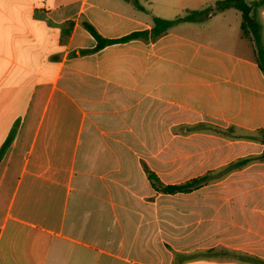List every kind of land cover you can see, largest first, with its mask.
I'll use <instances>...</instances> for the list:
<instances>
[{"label":"crops","instance_id":"obj_1","mask_svg":"<svg viewBox=\"0 0 264 264\" xmlns=\"http://www.w3.org/2000/svg\"><path fill=\"white\" fill-rule=\"evenodd\" d=\"M135 1L144 10L133 0H0V264H246L225 261L224 246L264 258V198L193 195L213 182L161 194L144 172L180 184L260 152L246 138L264 128L252 43L228 9L86 52L96 42L83 21L115 39L216 0ZM257 16L264 41V6ZM25 18L61 43L22 87L14 49L25 42L13 30ZM254 165L264 181L263 162L218 182ZM170 166L181 180L162 179ZM226 203L236 204L235 245Z\"/></svg>","mask_w":264,"mask_h":264},{"label":"trees","instance_id":"obj_2","mask_svg":"<svg viewBox=\"0 0 264 264\" xmlns=\"http://www.w3.org/2000/svg\"><path fill=\"white\" fill-rule=\"evenodd\" d=\"M133 3L137 8L144 10V8L137 4L135 0H133ZM263 6L264 0H253L250 3H247L246 0H216L212 5H209L201 10L186 11L183 15L177 16L173 19H163L154 16L152 18V27L150 30L134 31L125 36L115 39L102 37L91 24L85 21H83L81 24L90 33V35L96 42L93 49L86 51L93 52L111 44L128 42L130 40L138 38L154 40L166 33L171 27L178 23L201 21L208 18L212 14L223 12L228 9H234L240 14L241 35L244 38H247L252 43L254 60L258 68L264 75L263 31L262 23L257 16V10ZM213 128L215 132L232 137L230 135V133L232 132L231 129H228L227 131H221L216 127ZM246 138L264 144V128L259 129L255 133L246 136ZM255 161H264V151L259 155H249L238 158L217 170L207 172L201 176L191 178L180 184L173 185L162 183L157 175L154 172L150 171L147 167H144V172L151 187L156 192L161 194L173 195L179 193H189L204 186L205 184L219 181L227 174L242 169ZM213 253L214 252L212 250H208L205 253L198 254L197 256H209V254ZM224 254L230 257H234L235 259H238L239 261L246 264H259L260 262H262L257 257L247 254H239L234 251H227L226 253L224 252Z\"/></svg>","mask_w":264,"mask_h":264},{"label":"rangeland","instance_id":"obj_3","mask_svg":"<svg viewBox=\"0 0 264 264\" xmlns=\"http://www.w3.org/2000/svg\"><path fill=\"white\" fill-rule=\"evenodd\" d=\"M227 18L231 22H237V29L239 33V21H240V14L238 11L234 9L228 10L226 14ZM6 16L9 18L8 13H6ZM11 16V14H10ZM25 15L23 14V17ZM30 19L25 18L24 20H20L21 28H16V31L20 32L22 36V41L25 42V44H22L21 47L19 44L15 45L14 51L16 52V66L21 68L23 71L21 74V80L23 87L30 78H32V70L34 64L40 63L43 59L48 58V51L51 49L53 51H56L59 49V45L61 43V39L57 37V33L54 30L47 29L45 27H42L38 25L37 23L30 22ZM17 34V33H16ZM27 45V46H26ZM7 50H10L6 48ZM27 49V51H26ZM27 74V75H25ZM260 143V142H259ZM261 144V150L258 154L259 155L264 151V144ZM172 149V141H166V151L171 153ZM171 157V155H170ZM264 161H255L250 164L254 163H263ZM249 164V165H250ZM248 166V165H247ZM245 166V167H247ZM172 166H170L168 169L165 168L164 171H162V179L167 182H177L181 180V175L179 172L173 171ZM262 170L261 166L254 165L251 168L245 170L243 173H240L235 176H229L225 182H213L214 184L208 186L207 188H203L202 190L198 191L196 194L193 195H213V196H224V198L231 199L236 196H242V195H255L260 196L261 198H264V181L258 178V172ZM230 174V173H229ZM229 174H227L224 178H226ZM220 181V180H219ZM236 204L235 203H226L224 207H227L224 209V218H226V223L224 222V237L227 239L226 243L230 245H235V240L233 239V236L235 234V224H236ZM234 228V229H233ZM235 250V249H234ZM231 247H225L224 246V252L227 251H234ZM236 252V251H234ZM264 254V252L262 253ZM224 257L228 256L226 254H223ZM262 262L259 264H264V258L263 257H257ZM234 257H228L225 258V261L234 260ZM236 262V261H234Z\"/></svg>","mask_w":264,"mask_h":264}]
</instances>
